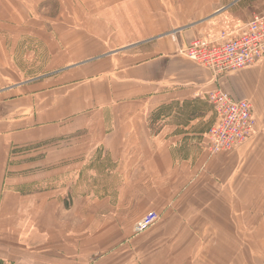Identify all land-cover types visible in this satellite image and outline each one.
Returning a JSON list of instances; mask_svg holds the SVG:
<instances>
[{"label": "crops", "instance_id": "obj_1", "mask_svg": "<svg viewBox=\"0 0 264 264\" xmlns=\"http://www.w3.org/2000/svg\"><path fill=\"white\" fill-rule=\"evenodd\" d=\"M254 14L264 0H0V68L41 70L8 78L0 264H264V56L215 76L184 55ZM215 88L252 106L234 151L203 146Z\"/></svg>", "mask_w": 264, "mask_h": 264}, {"label": "built area", "instance_id": "obj_2", "mask_svg": "<svg viewBox=\"0 0 264 264\" xmlns=\"http://www.w3.org/2000/svg\"><path fill=\"white\" fill-rule=\"evenodd\" d=\"M190 60L209 68L215 76L237 72L256 64L264 56V14H254L238 33L222 30L217 38L199 36L185 48ZM215 121L205 133L204 149L209 153L230 152L255 132L251 103L236 99L220 88L208 93ZM159 215L150 211L136 220L133 231L140 233L155 224Z\"/></svg>", "mask_w": 264, "mask_h": 264}, {"label": "rangeland", "instance_id": "obj_3", "mask_svg": "<svg viewBox=\"0 0 264 264\" xmlns=\"http://www.w3.org/2000/svg\"><path fill=\"white\" fill-rule=\"evenodd\" d=\"M30 63V62H29ZM3 65V64H2ZM4 66V65H3ZM17 68H15V65L12 66V69H8V70H4L0 68V119L3 117L2 113L5 110L4 107V101L6 100V96L9 95V86H10V82L8 80L9 74L13 75L12 77L16 78V82H19L21 80H25L27 77H34L37 74L41 73V70H37L35 68V64L31 63L29 65V69L26 71H22L21 69L19 70L18 64H17ZM31 68V69H30ZM14 79V78H12ZM4 128V123L3 121H0V130H2ZM159 221V220H158Z\"/></svg>", "mask_w": 264, "mask_h": 264}]
</instances>
